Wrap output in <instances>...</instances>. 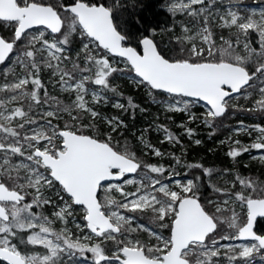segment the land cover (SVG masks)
Returning <instances> with one entry per match:
<instances>
[{
    "label": "snow or ice",
    "instance_id": "obj_1",
    "mask_svg": "<svg viewBox=\"0 0 264 264\" xmlns=\"http://www.w3.org/2000/svg\"><path fill=\"white\" fill-rule=\"evenodd\" d=\"M138 4L142 13L143 0H133L131 7ZM221 7L219 26L236 30L227 39L217 38L214 31ZM125 11L128 5L122 0H0V25L13 33L11 39L0 35V264H69L77 257L88 259L86 254H91V264L264 261V234L254 231L257 218H264V181L237 174L230 189L213 186L226 199L202 204L197 181L214 175L213 169L188 164V169H202V176L182 181L171 166L145 164L126 141L114 139L113 133L126 127L124 121L97 111L110 102L109 93L122 96L110 81L125 73L150 95L166 93L172 98L167 110L187 112L189 120L196 119L190 105L203 102L204 123L213 129L234 96L247 99L258 92L247 111H264V8L245 16L220 0H168L167 13L186 15L193 25L176 20L161 30L180 25V35L169 41L175 45L172 56L160 48L156 28L147 29V34L133 32L129 21L122 20ZM143 22L140 13L131 20ZM77 41L78 50L72 47ZM45 72L69 102L50 95ZM153 102L163 103L155 97ZM112 106L133 114L139 108L131 97L127 107L119 100ZM100 123L110 131L102 133ZM159 130L169 143H181L165 126ZM234 131L258 135L247 146L233 141L230 157L256 150L264 160V125L249 129L241 122ZM185 133L194 134L186 127ZM140 142L156 157L164 155L142 135ZM169 155L181 163L180 157ZM127 185L135 190L126 191ZM232 203L246 209L243 220L229 207ZM47 206L56 209L52 218L44 215ZM77 208L83 209V225L76 220ZM145 212L152 214L147 224L140 222ZM69 218L82 235L67 228ZM54 221L65 227L56 230ZM85 229L91 235H83ZM140 231L149 240L133 235ZM229 240L248 243H220ZM37 246L44 251H36Z\"/></svg>",
    "mask_w": 264,
    "mask_h": 264
},
{
    "label": "trees",
    "instance_id": "obj_2",
    "mask_svg": "<svg viewBox=\"0 0 264 264\" xmlns=\"http://www.w3.org/2000/svg\"><path fill=\"white\" fill-rule=\"evenodd\" d=\"M228 0H220V4L224 5V2ZM236 1L233 2L235 5L244 9V13H246L245 8L243 7L247 1L241 0V2L238 3V0H232ZM100 2L109 3L110 0H100ZM122 2L127 3L128 5V11L122 12L121 17L123 21H129L128 26L131 28L133 32H136L137 29H139L138 34H147L146 30L150 28H156L157 29V35L155 39L159 42L160 48L163 50L164 53H166L169 56L174 55V52L172 51V48L175 47V45H170L169 41L174 36V32H177V24L172 31H161L162 29H167L171 27L174 21L177 20V18L170 16L169 13H167L166 8L168 4V0H143V12L141 13L140 6L138 4L136 9H132L131 4L133 3V0H122ZM140 13L144 17V22L141 25H136L131 23V20L134 19L135 14ZM216 37L218 38L221 35L226 34L231 37L230 30L228 28H224L222 30H219L214 26ZM235 31V30H234ZM0 32L1 34L8 39H11L12 37V30L3 28V25H0ZM251 39L253 40L254 46H258V39L256 34H251ZM73 48L78 49V41L76 44H73ZM111 85L115 86L118 93H122V96H115L113 97V94L111 93V97L113 99H119L122 100L125 103V106L127 107V100L129 97L132 98V100L135 102V104L139 105V108L135 110L134 114L130 111H123L118 110L119 113L126 119V121L129 124V128L127 129H119L117 133H113L114 139L119 140L122 144L126 141L131 148H136L134 143V137L130 133V131H133V129L138 128L139 126H142V128L145 129L147 136L149 139L160 146L163 150L166 151L168 156L171 158V160H174L171 155L169 154H175L176 157H180L181 162L186 165L192 164L190 162L194 161L196 163H199L203 165V167L211 168L214 170V175L211 177H208L206 175L203 176V179L200 181H197L200 185L199 190V197L202 204H205L204 199L209 194L217 195L215 191H213V186L222 188L223 185L220 183V180L216 177V175L220 172H228L232 173L234 176L237 174L241 177L245 178H252L259 181H264V166L263 164L259 163L256 160H250L247 153H242L237 158H232L228 155V152L230 148L234 146L229 145H220L218 144V141L222 138H226L231 132L232 129L238 127V125L243 123H249V122H255L258 125H264V111L260 110H254V111H247V109L252 108V104L254 103L255 99L259 97L258 92H253L250 97H248L241 108L235 113H232L231 110L229 113L228 111L225 113V115L228 116L227 120H222L225 115L221 118H219V121H222L220 124L215 125V128H207L203 135L200 136L203 139L206 137H209V140L204 139L205 143L201 145H193L191 141H183L181 142L182 148H170L167 147L164 143H159L157 139L153 137V132L151 130L150 124L143 123L142 119L145 118L146 113L148 114V106L145 105L148 103L149 98L147 99L145 97L146 93L144 90L145 87L143 86H134V84H128V82H115L113 79L110 81ZM159 92L155 93L158 94ZM0 96H3V93H0ZM59 98V97H58ZM238 101L244 100L243 95H239ZM233 99V98H232ZM231 99V100H232ZM229 100V101H231ZM110 108V107H109ZM108 109V108H107ZM140 109H143L145 113L139 112ZM194 113L196 117H200L204 113V108L198 106L194 108ZM233 114V115H231ZM178 116V115H176ZM175 114H166L161 117V120L164 122V124H167L168 127L171 129V132L178 135V130L174 127L173 121H175ZM148 125L150 127H148ZM192 125V124H191ZM177 130V131H176ZM196 131H199L198 127H195ZM102 132V130H100ZM245 139V138H244ZM246 141V139H245ZM143 162L146 161L147 157H140ZM187 170V177L194 178V177H200L202 176V169H188ZM227 170V171H225ZM101 200L103 199V194L101 193ZM139 213V212H138ZM141 215V213H139ZM138 215V216H139ZM151 219V215L147 214V212L143 213V220L149 221ZM255 231L258 234L264 233V219L260 218L257 220L255 224ZM39 247H36V251H39Z\"/></svg>",
    "mask_w": 264,
    "mask_h": 264
},
{
    "label": "rangeland",
    "instance_id": "obj_3",
    "mask_svg": "<svg viewBox=\"0 0 264 264\" xmlns=\"http://www.w3.org/2000/svg\"><path fill=\"white\" fill-rule=\"evenodd\" d=\"M246 1H247L246 3H248V4H245L243 6L245 8V10H246V13H244V9L243 8L239 7V9H241V11L240 10L239 11H240V13L242 15L246 16L253 9L256 10L257 13H259L260 9L264 8V0H246ZM233 2H236V1H232V0L225 1L224 5H235ZM235 6L238 9V6L237 5H235ZM223 12H224V8L221 7L219 12L216 13L217 20L214 22V26L216 28H218L219 30L224 29V28H221L219 26V20H218V16L220 14H222ZM175 18H177V20H179L182 23H188L189 27H193V25L191 23H189L190 18L187 17L186 15H178ZM3 28L10 30V28L7 25H3ZM177 28H178V30H176L177 32H174L175 33L174 36L175 35H180L181 29H180V25L179 24H177ZM234 30H235V28H231V30L229 31L231 36L236 31V30L235 31ZM214 31H215V29H214ZM215 35H216V32H215ZM223 36L225 37L226 34L223 35ZM227 38H229V36H227ZM257 39H258V37H257ZM74 49H76V48H74ZM76 50H78V49H76ZM240 51H241V53H243L242 46L240 48ZM115 59H116V61L120 60V58H118V57L115 58ZM117 66L118 67H123V63H118ZM112 79L115 82H120V83L121 82H128V84H134V86H137V84L133 82V75L129 74V73H125L124 75L116 74L115 77L112 78ZM43 81L45 82L50 95L59 97V99L64 101L65 103L69 102L68 95L66 93H62L58 87H55L54 82L50 79V76H49V74L47 72H45V74L43 75ZM93 88H95V86H93ZM143 91H145V93H146L145 97L147 99L149 98L148 103L145 104L149 108L147 110L148 114L146 113V116H145V118L142 119V122L150 124L151 130L153 132V137L155 136L154 138L157 139L160 144L164 143V144H166L167 147H170V148H178V149L182 148L181 144H172V143H169L167 140H165V133L163 131L159 130L160 126L163 125L168 130L171 131V129L168 127V125L164 124V122L161 120L162 116H164L166 114H169V113L170 114H175V118L176 119H175V121H173V125L178 130V131L176 130L178 132L177 136L180 137L181 142L188 140V141H191L193 145H197V144L194 143V141L199 139L201 141V143L199 145H201V144L205 143L204 139H206V140L210 139L209 137H206L204 139L202 137H200V136L203 135V132L207 128H210L207 124L204 123L203 117L205 116V114L207 112V108H206V106L204 104H202L201 102H198L196 104L190 105L189 111L192 114L195 115L194 108H196L198 106L204 108V113L198 118L195 115V117H196L195 120H189V115H188L187 112H170V111L167 110L166 104L168 102H171L172 98L169 97L166 93H158V94L153 93V94L150 95L147 88H144ZM108 95H109V97H111V93H109ZM238 96H234L233 99L231 101H229L228 113L231 110L233 111L232 113H235V111L236 110L238 111L241 108V106L243 105V103L245 102L246 99L238 101V98H237ZM153 97H155V100L162 101L163 103H159L158 104V103L153 102ZM116 100H119V99H113L112 98V99H110V102L108 104H101V105L97 106V111H99L101 113V115L105 116V117H119L120 119H122L124 121V124L126 125V127H121L120 130L121 129H127L128 130V128H129L128 122L126 121V119H124V117H122V115L118 111V110H121V109L114 108L112 106L116 102ZM119 102L122 103V104H125L122 100H119ZM253 104H252V107H253ZM11 106L12 105H9V107H11ZM139 112H140V114L141 113H145L144 111H141V110H139ZM176 115H178V116H176ZM231 115H233V114H231ZM228 116H230V115L226 114L225 117L223 119L222 118L221 119L222 120H224V119L227 120ZM219 120L220 119H218L215 122V125H217V124L221 125L222 124V123H220L222 121H219ZM181 124H183L186 128L192 129L194 134L192 136H188L185 133V127H180ZM243 124H244L245 127H248L249 129L251 128V126L258 125L257 123H255V122L253 123L252 121L249 122V123H243ZM259 125H261V124H259ZM150 126L148 125V127H150ZM239 126H240V124L238 125V127ZM99 127H100V130H102V133H107V132L110 131V129L108 128V126L106 124L100 123ZM195 127H198L199 131H196ZM238 127L232 129V132L226 138L220 139L218 141V144H220V145L224 144V145H229V146H234L235 147V144L233 143V141H235V140H239L241 142L242 146L250 145L252 142L255 141V139H256V137L258 135L257 132L253 131L251 135H248L245 132H240L239 134H237L234 130L237 129ZM130 133L134 137V143L136 145L135 146L136 148H132V149L136 152V154H137V156H138V158L140 160H142L140 157H147L146 161L144 162L145 164H162L165 167L171 166L170 171L174 170V171H176V172H178L180 174L178 177H176L177 179H181L182 181H184L186 179H191V178L185 176V173H187V170L185 169L187 167H185V164L181 162L179 165H177L175 163V160H171V158L168 156V154L166 153L165 150L160 148L159 145L153 143L149 139V137L146 134L145 129L142 128V126H139L138 128L133 129V131H130ZM141 135L151 145H153L155 148H158L162 153H164V155L161 156V157H156L155 155H153L152 152H150L147 148H145L144 145L140 142ZM244 138L246 139V141H245ZM222 141L224 143H221ZM246 153L248 154L250 160H256L259 163L263 164V166H264V160L260 159V153L258 151L251 150V151L246 152ZM190 163L193 164V163H196V162L192 161ZM150 175H154V174H150ZM216 177L220 180V183L223 185V187H222L223 189H230L231 188V182L235 178V176L232 173H228V172H220V173H218L216 175ZM129 178H131V177H129ZM136 179H140V177L137 176ZM114 183H118V182H114ZM125 190L126 191H134L135 190V186L134 185H127V186H125ZM236 190H240L239 189V185H237ZM52 195H54V194H52ZM111 195L114 196L118 200L121 199L119 194L116 193V192L111 193ZM209 195L210 196H208V198L206 197L204 199L205 204H206V202L209 199H213L215 201H222L223 199H226V197H223V196H221L219 194L214 195V193H213L212 195L211 194H209ZM57 203H60V202L57 201ZM229 207L232 208L236 212V214L241 218V220L244 219V217L246 215V209L242 208L238 203H232V204L229 205ZM55 210L56 209H54L53 207L47 206V207H45L43 209V212H44V215H47L50 218H52V213ZM209 210L210 211H215L214 208H210ZM82 213H83V209L82 208H77L76 211H75L76 220H77V222L81 223V225H83V223H84L83 222V218H82ZM124 214L125 215H135L137 217L141 216V215H139L138 212L137 213L125 212ZM147 214L152 215L150 212H147ZM223 215L227 217V216H230L231 213L230 212H225V213H223ZM140 222L145 223V224L148 223V221H144V220H142ZM52 226L56 230H59V229L65 227V225L62 222H60V221H54ZM66 226L76 236L82 235L81 232L76 229L75 224L71 222V218H69V223ZM132 226L135 227V223H133ZM163 234L164 235L168 234L166 229L163 230ZM227 234H231L230 230H227ZM83 235H91V234H90V232L87 229H85L84 232H83ZM133 235H135L137 238H139L141 240H149L148 234L145 233V232H142V231L134 233ZM95 239H97V238L93 236V240H95ZM152 242L154 243L155 241L153 240ZM220 243L221 244L231 243L233 245H238L240 243H248V241L229 240V241H220ZM37 247H39V246H37ZM106 247L109 249L107 254L111 255L112 245L108 244ZM39 251H44V250L42 248H40ZM86 256L88 257V259L81 260V259H79L77 257V258L73 259L72 261H70L69 264H91V254H86ZM220 264H228V261L226 259L222 258L220 260ZM254 264H264V261H261L260 258L257 257L256 260L254 261Z\"/></svg>",
    "mask_w": 264,
    "mask_h": 264
},
{
    "label": "water",
    "instance_id": "obj_4",
    "mask_svg": "<svg viewBox=\"0 0 264 264\" xmlns=\"http://www.w3.org/2000/svg\"><path fill=\"white\" fill-rule=\"evenodd\" d=\"M0 35H2L1 32H0ZM201 103H203V102H201ZM257 219H260V218H257ZM262 219H264V218H262ZM255 224H256V222H255ZM255 224H254V228H255ZM254 231H255V229H254ZM262 234H264V233H262Z\"/></svg>",
    "mask_w": 264,
    "mask_h": 264
},
{
    "label": "flooded vegetation",
    "instance_id": "obj_5",
    "mask_svg": "<svg viewBox=\"0 0 264 264\" xmlns=\"http://www.w3.org/2000/svg\"><path fill=\"white\" fill-rule=\"evenodd\" d=\"M258 220V219H257ZM257 222V221H256ZM255 229V228H254ZM262 234V233H261Z\"/></svg>",
    "mask_w": 264,
    "mask_h": 264
}]
</instances>
